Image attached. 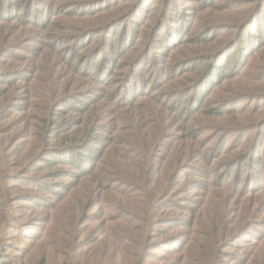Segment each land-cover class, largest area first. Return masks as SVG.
Returning <instances> with one entry per match:
<instances>
[{"label": "trees", "instance_id": "1", "mask_svg": "<svg viewBox=\"0 0 264 264\" xmlns=\"http://www.w3.org/2000/svg\"><path fill=\"white\" fill-rule=\"evenodd\" d=\"M16 110L0 264H264V0H0Z\"/></svg>", "mask_w": 264, "mask_h": 264}, {"label": "rangeland", "instance_id": "2", "mask_svg": "<svg viewBox=\"0 0 264 264\" xmlns=\"http://www.w3.org/2000/svg\"><path fill=\"white\" fill-rule=\"evenodd\" d=\"M75 51L76 52H81L80 50H79V48H76L75 49ZM95 72V71H94ZM38 74H41L40 72L38 73ZM65 84V83H64ZM66 85H68V86H66ZM65 86H66V89L67 90H70V91H77V90H84V89H86L87 87V85L86 84H84V82L82 81V80H79L78 81V86H74V85H72V83H69V84H65ZM111 86V89H113L114 90V88H116L115 86L116 85H110ZM129 88H130V86H128ZM36 102L37 103H39L40 105L41 104H43V100L42 99H38V100H36ZM16 103L17 104H22V106H24L25 105V102L24 101H21V100H17L16 101ZM39 104H37L36 105V110L39 112V111H41V107H40V105ZM68 104H70L69 102H65V103H63L62 102V104L60 105V108H62V107H65L66 105H68ZM22 108V107H21ZM21 108H20V110H21ZM37 112V113H38ZM20 113L21 112H18L17 110L15 111V114L14 115H10L7 119H5L4 121H1V123H0V132L2 133V134H5L4 132L7 130V129H10V132H11V134H16V136H17V138H19V130H20V128H21V126L22 125H20V123H18V120H19V118H18V116L20 115ZM69 117H72V114H68V115H66V117L65 118H69ZM16 123L18 124V125H16ZM13 126H15V127H13ZM13 128V129H12ZM28 131V130H27ZM108 135H111V134H108ZM11 136L12 135H2V137H1V134H0V137L1 138H3V142H1V144L2 143H4V142H6V140L9 138V141H10V144H9V146L11 145ZM111 138H114V135L111 137ZM22 142H23V139H20V140H18L17 141V143H16V145L18 146V147H20L21 146V144H22ZM54 199V198H53ZM41 200V199H40ZM54 202H57V200H54ZM29 206H34V207H37V206H35L34 204H33V202H31V205H29ZM42 211V209L41 208H38V209H35V211H34V216H35V219L36 220H39V218H41V217H37L38 215H39V212H41ZM43 219V218H42ZM41 222V221H40ZM36 224H39V225H37V229L36 230H34V232H40V229H41V224H43V223H36ZM88 225L90 226V223H88ZM36 237H38V235L36 236ZM158 251L159 252H161L162 250L161 249H158Z\"/></svg>", "mask_w": 264, "mask_h": 264}]
</instances>
